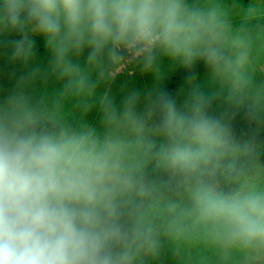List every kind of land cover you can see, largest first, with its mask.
I'll list each match as a JSON object with an SVG mask.
<instances>
[{
  "label": "clouds",
  "instance_id": "9594fccd",
  "mask_svg": "<svg viewBox=\"0 0 264 264\" xmlns=\"http://www.w3.org/2000/svg\"><path fill=\"white\" fill-rule=\"evenodd\" d=\"M238 7L237 17L226 0H0V34L18 37L0 45L23 68L0 95V264H145L162 235L264 260V186L237 167L249 148L232 124L264 111L253 92L264 0ZM129 60L153 87L117 101L100 88ZM165 61L193 84L183 103L165 90ZM198 65L223 92L194 85ZM222 176L236 186L225 191Z\"/></svg>",
  "mask_w": 264,
  "mask_h": 264
},
{
  "label": "rangeland",
  "instance_id": "374dc122",
  "mask_svg": "<svg viewBox=\"0 0 264 264\" xmlns=\"http://www.w3.org/2000/svg\"><path fill=\"white\" fill-rule=\"evenodd\" d=\"M226 2L233 8L235 16H239L238 5H246L250 0H226ZM6 39H13L11 34L5 32L0 34V42ZM36 39V52L37 62L42 66L47 64L49 54L45 50L43 40ZM178 68L171 67L167 61L164 62V71L166 78L164 85L174 76ZM254 73H255V86L253 92L264 99V49H258L254 57ZM23 71V68L19 64H9L6 56L4 55V48L0 45V95L5 94L11 90L14 86V79L12 73L19 74ZM119 74L116 80L111 85H101L100 91L103 92L107 87L110 93L116 97L117 101L127 89L136 88L140 90H146L153 87L151 78H143L137 71V67L133 61L128 65H119L114 69V74ZM194 85L198 86L200 90L206 93H220L224 90L218 82L213 81L209 74L203 73L196 76ZM193 84L185 83L173 96L178 102L183 103L192 92ZM228 106L223 102V99H217L213 103V109L216 113H223ZM70 119L78 120L80 113L74 109L70 104L66 106ZM88 121L99 125V117L94 109L87 117ZM257 127L264 128V111L260 113V118L256 119ZM253 182H259L264 186V167L260 163H255L254 174L248 177ZM179 198V197H178ZM145 264H264V260L250 261L242 253L232 252L229 256L224 257L214 247L205 245L201 242H195L192 244L185 243L183 241H175L168 236H161V252L160 255L155 258H145Z\"/></svg>",
  "mask_w": 264,
  "mask_h": 264
},
{
  "label": "trees",
  "instance_id": "16d2710c",
  "mask_svg": "<svg viewBox=\"0 0 264 264\" xmlns=\"http://www.w3.org/2000/svg\"><path fill=\"white\" fill-rule=\"evenodd\" d=\"M12 38L16 37L15 33H10ZM195 76L206 73L203 65H198L195 69ZM187 74L184 70L178 68L174 76L164 85L165 90L172 95L180 90L187 83ZM232 124L238 141L247 145L249 152L241 156L237 161V167L242 169L248 177L254 174L255 163H260L264 167V128H258L256 119H248L243 112L238 113L233 119ZM155 178L159 182H166L168 177L162 173H156ZM220 187L225 191L231 190L236 183L229 177L222 176L219 178Z\"/></svg>",
  "mask_w": 264,
  "mask_h": 264
},
{
  "label": "built area",
  "instance_id": "2783aa9c",
  "mask_svg": "<svg viewBox=\"0 0 264 264\" xmlns=\"http://www.w3.org/2000/svg\"><path fill=\"white\" fill-rule=\"evenodd\" d=\"M131 62V60H129L127 63H124L123 65H128Z\"/></svg>",
  "mask_w": 264,
  "mask_h": 264
}]
</instances>
